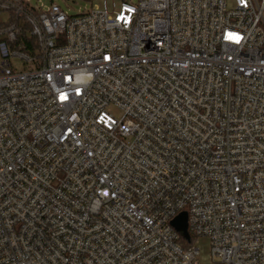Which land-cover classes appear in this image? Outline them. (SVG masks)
Instances as JSON below:
<instances>
[{"label":"built area","instance_id":"2783aa9c","mask_svg":"<svg viewBox=\"0 0 264 264\" xmlns=\"http://www.w3.org/2000/svg\"><path fill=\"white\" fill-rule=\"evenodd\" d=\"M228 1L0 0V264H264V0Z\"/></svg>","mask_w":264,"mask_h":264},{"label":"rangeland","instance_id":"374dc122","mask_svg":"<svg viewBox=\"0 0 264 264\" xmlns=\"http://www.w3.org/2000/svg\"><path fill=\"white\" fill-rule=\"evenodd\" d=\"M31 4L38 6L41 3H44L46 6L51 5L53 2L59 5L62 10L69 16L79 15L82 12H87L93 8L94 5L103 7L104 0H30ZM128 3L136 4L139 0H125ZM121 1H119V4ZM234 3V0H229L228 4L231 6ZM95 8V6H94ZM117 118H120L122 115L119 112H114ZM194 243L200 248L201 255L199 257V262L201 264H214L212 256L210 253V241L208 238H198Z\"/></svg>","mask_w":264,"mask_h":264},{"label":"water","instance_id":"95a60500","mask_svg":"<svg viewBox=\"0 0 264 264\" xmlns=\"http://www.w3.org/2000/svg\"><path fill=\"white\" fill-rule=\"evenodd\" d=\"M173 226L179 231L187 240L190 239L188 231V214L186 211L181 212L172 220Z\"/></svg>","mask_w":264,"mask_h":264}]
</instances>
